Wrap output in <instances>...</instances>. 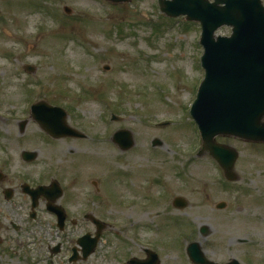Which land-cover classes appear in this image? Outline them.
I'll return each mask as SVG.
<instances>
[{
	"label": "rangeland",
	"instance_id": "obj_1",
	"mask_svg": "<svg viewBox=\"0 0 264 264\" xmlns=\"http://www.w3.org/2000/svg\"><path fill=\"white\" fill-rule=\"evenodd\" d=\"M201 32L158 0H0V264H126L148 247L160 264H192L194 241L216 262L264 264V142L217 137L239 152L235 181L200 154L191 109L205 75ZM41 100L87 137L48 136L31 118ZM121 129L135 139L127 151L113 141ZM24 150L39 156L25 162ZM53 180L69 214L62 230L45 200L33 215L22 190ZM176 196L189 205L176 208ZM86 214L104 224L87 257L77 241L98 228Z\"/></svg>",
	"mask_w": 264,
	"mask_h": 264
},
{
	"label": "water",
	"instance_id": "obj_2",
	"mask_svg": "<svg viewBox=\"0 0 264 264\" xmlns=\"http://www.w3.org/2000/svg\"><path fill=\"white\" fill-rule=\"evenodd\" d=\"M114 3L130 0H109ZM161 10L168 16L186 15L191 21L202 25L201 43L205 53L202 65L206 70L198 97L191 114L196 120L203 139L201 153L208 151L225 170L230 180L237 179L234 171L239 152L217 141L218 136H234L251 142H264V5L262 0H159ZM222 26L232 28L230 36L216 35ZM33 118L55 138L71 136L84 137L85 134L71 127L67 122V112L62 107L40 101L33 106ZM117 119V117H116ZM23 124V129H24ZM113 140L122 150L135 145L133 133L122 129L115 133ZM157 144L161 142L156 140ZM37 151H24L23 159L33 161ZM24 192L31 195L33 208L40 198L56 200L63 191L57 183L51 187L36 189L23 185ZM12 194L9 192L8 197ZM174 204L178 208L188 206V201L177 197ZM225 203L219 205L224 207ZM59 216L61 227L65 212L60 206L48 205ZM99 224L97 220L94 219ZM103 224L98 225L95 238L91 235L81 238L87 257L94 251L101 236ZM206 233V228L202 230ZM146 261L132 259L129 264H156L158 256L148 251ZM188 253L196 264H219L209 260L199 243H192ZM230 264H240L234 260Z\"/></svg>",
	"mask_w": 264,
	"mask_h": 264
},
{
	"label": "bare ground",
	"instance_id": "obj_3",
	"mask_svg": "<svg viewBox=\"0 0 264 264\" xmlns=\"http://www.w3.org/2000/svg\"><path fill=\"white\" fill-rule=\"evenodd\" d=\"M105 158H109V156H105Z\"/></svg>",
	"mask_w": 264,
	"mask_h": 264
}]
</instances>
